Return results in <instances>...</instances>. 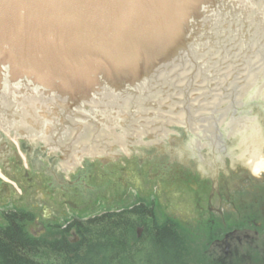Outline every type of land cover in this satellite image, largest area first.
Instances as JSON below:
<instances>
[{
    "label": "flooded vegetation",
    "instance_id": "flooded-vegetation-1",
    "mask_svg": "<svg viewBox=\"0 0 264 264\" xmlns=\"http://www.w3.org/2000/svg\"><path fill=\"white\" fill-rule=\"evenodd\" d=\"M255 13L252 36L228 40L229 52L213 54L200 84L167 86L175 90L163 88L142 111L104 112V121H95L96 154L82 164L74 163L77 151L64 165L66 155L38 139L22 140L20 148L5 139L0 172L25 184L21 194L32 201L25 206L0 179V233L19 221L41 241L45 258L47 231L77 243L71 226L90 208L137 209L145 218L139 239L150 229L187 231L204 264H264V161L259 169L251 160L235 161V141L224 131L226 120L236 127L247 115L264 123V9ZM255 85L261 93L244 103Z\"/></svg>",
    "mask_w": 264,
    "mask_h": 264
},
{
    "label": "water",
    "instance_id": "water-1",
    "mask_svg": "<svg viewBox=\"0 0 264 264\" xmlns=\"http://www.w3.org/2000/svg\"><path fill=\"white\" fill-rule=\"evenodd\" d=\"M262 8L264 0H0V134L17 147L41 137L64 165L75 151L74 163L95 155L104 112L142 111L175 90L167 86L200 84L228 40L252 36Z\"/></svg>",
    "mask_w": 264,
    "mask_h": 264
},
{
    "label": "trees",
    "instance_id": "trees-1",
    "mask_svg": "<svg viewBox=\"0 0 264 264\" xmlns=\"http://www.w3.org/2000/svg\"><path fill=\"white\" fill-rule=\"evenodd\" d=\"M140 210L108 211L74 223L79 236L77 243L45 240V258L41 242L33 240L19 221H14L0 233L1 264H138L134 257L144 253L139 249L142 239L136 229L144 222ZM146 239L159 250V263L182 264L175 235L169 228L150 229ZM150 245V244H148ZM153 255V254H152ZM153 258V257H152Z\"/></svg>",
    "mask_w": 264,
    "mask_h": 264
},
{
    "label": "rangeland",
    "instance_id": "rangeland-1",
    "mask_svg": "<svg viewBox=\"0 0 264 264\" xmlns=\"http://www.w3.org/2000/svg\"><path fill=\"white\" fill-rule=\"evenodd\" d=\"M84 167H85V169L87 168V166H85V165H84ZM82 168H81V170L84 171V169H82ZM2 175H3V177H1L0 179L4 182L11 183L12 187H14V189L16 191V194L19 198V201L25 202L24 205L27 206V202L29 200L32 201V196L29 194H26V193L24 195L21 194L22 191L25 192V189L23 188V186H25V188H26V185L21 184L22 186H20V183H18L17 181L13 182L9 178H7V176L4 173H2ZM108 209H110V208H105L103 206H95L94 208H90L89 211L83 215V217H87L86 219L91 218V217H95V216L103 214ZM157 213L160 215L162 213V209L159 208L157 210ZM38 215L41 218H43L42 210H39ZM157 219L163 220L162 217H160V216ZM30 226H31V228H33L34 233L35 232L36 233L42 232L40 229V226L29 225V228H30ZM186 232L187 231H184V232L178 231L175 233V238H176L177 244H178V247L175 249L180 252V255H177V257L179 258L178 261L181 262L182 264H204V259H203L204 253L198 248L197 244L195 242H193L191 237H187L185 235ZM26 233H27V231H26ZM27 234H29V233H27ZM136 237H137V234H136ZM32 238H33V240L36 241V239L34 237H32ZM55 239L66 240V237L64 235L63 236L59 235L57 232H55L53 230L47 231L46 236H45V240H55ZM38 242H41V241H38ZM71 244H73V243H71ZM148 244H150V245H148ZM142 246H143V249H145L144 253H141L140 255L135 256L134 257L135 261L138 262V264H146V263H149V261L152 259L153 263H159L157 260V258H160V254H161L159 252V250L156 252V250L154 249V246H152L151 243H149V241L147 239H144V240L142 239L139 249L142 250Z\"/></svg>",
    "mask_w": 264,
    "mask_h": 264
},
{
    "label": "clouds",
    "instance_id": "clouds-1",
    "mask_svg": "<svg viewBox=\"0 0 264 264\" xmlns=\"http://www.w3.org/2000/svg\"><path fill=\"white\" fill-rule=\"evenodd\" d=\"M259 93V85L253 86L243 98L244 103L251 102ZM233 124L231 119L226 120L224 131L235 141L232 148L235 161H264V123L255 116L247 115L236 127Z\"/></svg>",
    "mask_w": 264,
    "mask_h": 264
},
{
    "label": "bare ground",
    "instance_id": "bare-ground-1",
    "mask_svg": "<svg viewBox=\"0 0 264 264\" xmlns=\"http://www.w3.org/2000/svg\"><path fill=\"white\" fill-rule=\"evenodd\" d=\"M19 148H20V146H19ZM20 154L23 157V159L25 160V163L27 164V162H26V160H27L26 154L23 153L22 151H20ZM87 156H89V155H87ZM80 161H78L77 163H79ZM250 162H251L252 165H254V167H256V169H259V168L262 167V161H260V160H251ZM0 177H2V173L1 172H0Z\"/></svg>",
    "mask_w": 264,
    "mask_h": 264
}]
</instances>
